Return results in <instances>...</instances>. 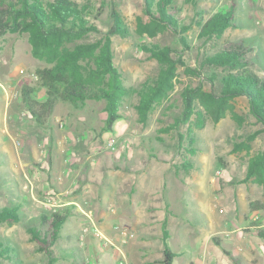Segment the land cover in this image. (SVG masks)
Returning <instances> with one entry per match:
<instances>
[{
    "label": "rangeland",
    "instance_id": "374dc122",
    "mask_svg": "<svg viewBox=\"0 0 264 264\" xmlns=\"http://www.w3.org/2000/svg\"><path fill=\"white\" fill-rule=\"evenodd\" d=\"M75 1L88 6L91 11L88 18L100 30V33L86 36L83 41H94L108 30L113 10L119 12L129 29L126 37L111 36L113 62L120 68L124 85L136 86L159 71V63L144 53L141 43L171 47L172 55H181L193 71L183 66L178 68L174 88L162 103L155 105L144 122L139 120L135 110L138 96L126 97L119 108L121 117L115 121L112 131L101 130L104 100H89L76 108L67 102H59L54 109L58 118L50 120L60 129L57 133L46 124L36 125L24 108L19 93L24 81L34 82L33 70L46 63L32 57L27 33L8 31L0 36V207H16L18 215V222L13 224L0 221V243L11 249L1 264H47L48 255L38 250L26 230L38 223L37 216L43 210L48 213L69 211L62 224L61 235L49 251L55 264H117L119 261L128 264L125 256H117L116 248L120 239L134 237V233L112 218L107 221L114 225L110 236L99 225L100 209L115 206L108 201L113 192L110 184H98L99 198L92 188L93 178L87 181L93 184L89 186L93 193H83L82 186L77 188L80 178L75 180L74 186L63 184L60 188H53L51 185V180L57 175L55 161L59 157L56 148L69 146L65 132L74 140L67 153L63 154L66 157L65 169H79L84 175L91 174L92 170L96 173L97 168L90 166L89 161L85 166L82 164L86 157L90 155L92 159L95 153L101 169L135 165L149 175L147 182L150 186H154L152 184L157 180L159 188L165 190V202L168 204L164 206L165 210L183 218L184 223L180 225L183 228L176 231L170 226L172 248L186 251L173 264H185L188 257L192 256L193 261L201 256L202 251L196 249V243L215 228L209 221L216 220L217 216L229 218L224 222L228 229L231 228L229 222L238 226L245 224L251 218L250 210L260 211L253 223L264 222V189L258 184L241 182L249 155L264 148V125L249 114L245 98L239 97L233 102L234 111L242 119L241 124L227 112L216 123L206 118L201 128L191 127L194 137L192 151H188L191 146L188 137L180 141L178 135L187 132L188 124H173L183 109L180 92L185 87L200 86L209 90L214 84L215 92L218 91L223 70L202 65V61L205 55L229 42L244 46L249 70L264 79V0H197L195 6L176 0L177 18L186 27L183 35L186 46L172 29L154 36L139 32V24L147 21L143 0ZM230 8L234 11V25L228 27L219 39L199 37L200 22L216 11ZM213 75L215 77L211 80ZM38 98H45L43 89L38 92ZM250 133L255 136L249 152L234 151L235 144L245 140ZM50 135L54 143H48ZM61 139L63 143L57 144ZM80 154L83 157L76 160ZM49 155L52 166L48 168ZM184 162L187 164L182 165ZM57 181H63V178ZM89 196H92V201L88 200ZM223 226L218 223L216 228ZM154 228L161 232L159 226ZM184 235L194 240V249L182 241ZM216 235L225 236L224 233ZM254 238L264 243V237L254 235ZM239 257L241 264H248L241 255ZM258 264H264V260Z\"/></svg>",
    "mask_w": 264,
    "mask_h": 264
},
{
    "label": "trees",
    "instance_id": "16d2710c",
    "mask_svg": "<svg viewBox=\"0 0 264 264\" xmlns=\"http://www.w3.org/2000/svg\"><path fill=\"white\" fill-rule=\"evenodd\" d=\"M193 6L197 0H184ZM143 13L147 18L138 26L140 33L154 36L158 32L172 29L180 42L186 46L184 33L177 12L176 0H143ZM90 9L75 0H0V36L10 31L27 33L32 57L46 64L33 70V83L24 81L19 88L24 108L30 113L36 125H44L59 102H67L76 108L89 100H104L105 113L103 132L112 131L115 121L121 117L119 108L123 100L135 94L138 101L135 110L141 122L148 113L160 104L174 88L178 68L189 69L179 54H174L169 46L157 43H141L142 50L160 65L154 77H149L136 86L123 83L120 68L113 62L112 35L128 36L130 33L118 11H112V23L102 36L94 41L83 39L90 34L100 33L99 28L89 20ZM234 11L214 12L200 22L199 37L219 39L233 24ZM244 46L229 42L224 47L205 55L202 65L222 69L220 88L211 89L187 86L180 92L183 109L174 120V126L188 124L187 132L178 133L180 141L188 137V151H192L194 137L192 128H201L206 118L218 122L228 112L236 123L242 119L234 111V100L245 98L248 112L264 125V79L249 70ZM213 77H210L213 80ZM43 89L45 98L40 100L38 92ZM255 134H248L245 140L235 144L234 151L249 152ZM51 157L49 155V161ZM184 162L182 165H186ZM241 182L258 184L264 189V148L250 154ZM252 203L250 205L252 206ZM16 207L1 205L0 221L13 224L18 222ZM69 211L43 210L37 216L38 223L26 228L28 236L35 241L38 250L48 255L47 264H55L49 251L61 235V227ZM163 244V264H170L174 252L167 246L168 231L165 221L161 223ZM257 235L264 237V228L257 229ZM11 249L0 243V264ZM227 254L229 252L226 251ZM229 256H231L229 254ZM235 263L238 259L233 258Z\"/></svg>",
    "mask_w": 264,
    "mask_h": 264
},
{
    "label": "crops",
    "instance_id": "0c3cea01",
    "mask_svg": "<svg viewBox=\"0 0 264 264\" xmlns=\"http://www.w3.org/2000/svg\"><path fill=\"white\" fill-rule=\"evenodd\" d=\"M52 113L54 117H52V119L49 117L46 125H48L51 131L58 133L60 129L57 126L55 127V124L52 122L54 119H57L58 116L55 115L54 110ZM104 118L105 113L103 115V120ZM50 120L52 121L50 122ZM63 134H66L65 138L68 140H64H66L67 143L69 142L70 146V144L74 142L72 135L66 132ZM48 143H54V138L51 135L48 137ZM61 143H63V139H61V141L57 140V144ZM69 146L66 149L64 148L66 151L59 147L56 148V153L59 157V160L57 159V161H55L57 164V171H55V173L57 175L52 179L53 181L51 180V185L53 188H60L63 184L74 186L73 184L77 182L75 180L80 178L79 182L76 184L77 188L82 186L83 193L87 191L93 193L92 190L94 189L95 194H97L99 198L100 192L98 184L104 182L110 184L113 188V192L110 194V199H108V201L111 206H113V204L115 206L110 209H104V207L100 209V213L98 212L99 225L104 233L110 236L109 234L112 232V227L114 225H109L107 221L108 218H112L117 220L116 223L119 222L123 224L125 229L134 233V237L131 236L128 239H120V243L116 248L117 256H125L128 264H163L164 252L161 241V223L165 221V227L168 231L167 246L175 254L171 258L170 264L178 261V257H181L186 251L179 248H172L171 241H169L171 235L170 226L173 227L175 231L178 228L182 229L183 226L180 225H184L183 218L175 217L171 212L165 210L164 206H168L165 202V190L159 188L157 180L152 184L154 186H150L151 184L147 182V179L150 178L149 175L139 170V167L135 165H131L129 168L121 165L119 168L116 167L115 169L105 166L106 169H101L99 160H97V156L94 155L95 153L92 155V159L89 158L90 155L86 157V159L82 161V164L85 166L86 162L89 161L88 163L90 166L97 168L96 173L92 170L91 174L86 173V175H84L79 169L75 171L65 169L64 161L66 157L63 154H65V152L67 153ZM62 147H65V145ZM81 155L82 154L76 157V160L81 159V157H83V155ZM51 161L52 160L47 161L48 168L50 165L52 166ZM89 172L90 171H88V173ZM118 174L119 176L115 178ZM61 178H63V181H57V179L59 180ZM91 178L95 180L93 183L94 185L91 182H87L91 181ZM90 185H93V189L89 188ZM88 200L92 201V196H89ZM104 201L106 204L107 201L103 199V203ZM70 202L72 203L75 201ZM160 209H164V211L159 212L158 210ZM249 212L251 218L245 224L238 226L234 223L230 224L229 222L231 230L228 229L224 223L229 221V218L222 219L217 216L216 220L209 221V224H212L211 227L215 228L205 233L201 242L196 243V249L198 248V250L202 251L201 256L199 255L193 261V257L190 256L185 264H241L239 255H241L242 259L248 264H258L259 261L264 260V243L254 238V235L258 237L257 229L263 228L264 222L260 224L253 223L256 214L259 215L260 211L250 210ZM158 213L160 216H158ZM218 223L224 226L216 228V226L218 227ZM120 225H118V227ZM154 226H159L161 232H157ZM187 231H189V228ZM218 233H224L225 236L218 237L216 235ZM185 238L186 240H184ZM153 240H155V243ZM182 241L190 244V248H195L194 240L190 239L189 236L184 235ZM159 242L160 244L158 245ZM230 249H232L233 252H231ZM226 251L229 252L231 256H229ZM233 258L238 259V263H235Z\"/></svg>",
    "mask_w": 264,
    "mask_h": 264
},
{
    "label": "built area",
    "instance_id": "2783aa9c",
    "mask_svg": "<svg viewBox=\"0 0 264 264\" xmlns=\"http://www.w3.org/2000/svg\"><path fill=\"white\" fill-rule=\"evenodd\" d=\"M117 264H122V262H121V261H119V263H117Z\"/></svg>",
    "mask_w": 264,
    "mask_h": 264
}]
</instances>
